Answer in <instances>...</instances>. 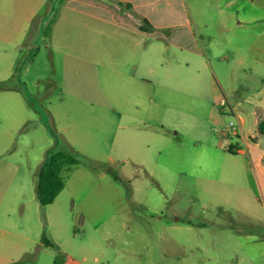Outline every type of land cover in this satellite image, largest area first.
I'll return each mask as SVG.
<instances>
[{
	"label": "rangeland",
	"instance_id": "1",
	"mask_svg": "<svg viewBox=\"0 0 264 264\" xmlns=\"http://www.w3.org/2000/svg\"><path fill=\"white\" fill-rule=\"evenodd\" d=\"M37 1L0 0V264H264V241L237 235L264 230L241 139L264 149V114L243 128L233 114L235 96L263 85L264 0H173L156 15L178 25L137 36L138 52L180 70L148 144L126 130L147 117L135 79L108 71L127 52L123 31H84L67 0H43L25 25ZM66 53L96 62L93 92L71 90ZM72 149L78 163L42 206L46 157Z\"/></svg>",
	"mask_w": 264,
	"mask_h": 264
},
{
	"label": "crops",
	"instance_id": "2",
	"mask_svg": "<svg viewBox=\"0 0 264 264\" xmlns=\"http://www.w3.org/2000/svg\"><path fill=\"white\" fill-rule=\"evenodd\" d=\"M42 2L43 0H38L35 6L27 11L24 17L25 25L31 23ZM172 3L173 0H67L66 2L69 22L81 25L84 31H92L94 27L98 26L106 27L108 24L114 25V27H118L123 31L121 37L117 39L123 40L127 52L119 55L115 65L109 66L108 71L110 73L116 72L120 76H131L135 79L140 96L136 98L134 105L138 108H145L147 117L135 119L132 128H126V130L135 131V134H138L140 138L139 141L145 144H148L147 138L153 139V136L149 134L154 132L155 122L161 121V116L171 107L173 78L178 77L180 70H173L171 65L164 66V62L160 59L156 60L154 55L138 52V46H146L147 40L137 38V36L148 35L152 39L164 38L159 34L160 30L178 25L177 22L174 24L168 22L169 20L167 21L164 16L159 17L156 15L157 12L168 13L172 10ZM239 25L247 26L241 21H239ZM20 34L22 35V33ZM84 43V45L87 44L85 47L86 52L92 44V38L87 39V41L84 40ZM147 47L150 48V46ZM148 48H145V51ZM66 54L64 70L67 78H65L69 80L71 90L75 93L86 89L89 93L93 92L91 74L98 71L96 62L86 56ZM257 62L262 63V60L256 59L255 65ZM249 70L251 72V68ZM260 79L263 85L259 88L246 91L243 96H235L233 114L242 128L246 123L255 121L257 114L259 116L262 113L264 114V79ZM256 132L258 131L256 130ZM246 136L249 137V133ZM260 136H264V134H260ZM241 139L249 150L248 154L255 178L259 186L264 187V149L259 151L256 148L260 145V138L257 142H248L245 135H243ZM237 152L246 153L245 148H239ZM261 196L262 206L264 207V193ZM243 232L244 230H238L237 235L246 239L264 241V230L255 234Z\"/></svg>",
	"mask_w": 264,
	"mask_h": 264
},
{
	"label": "trees",
	"instance_id": "3",
	"mask_svg": "<svg viewBox=\"0 0 264 264\" xmlns=\"http://www.w3.org/2000/svg\"><path fill=\"white\" fill-rule=\"evenodd\" d=\"M35 19L36 16L33 21ZM145 22L149 24L147 20ZM256 130L264 134V120L257 123ZM227 150L232 153L236 152L230 147ZM77 163L78 158L74 149L72 151L55 150L46 157L38 174L36 185L37 199L42 206H46L55 200L56 196L64 187L63 171L70 170ZM12 264H20V262H14Z\"/></svg>",
	"mask_w": 264,
	"mask_h": 264
},
{
	"label": "built area",
	"instance_id": "4",
	"mask_svg": "<svg viewBox=\"0 0 264 264\" xmlns=\"http://www.w3.org/2000/svg\"><path fill=\"white\" fill-rule=\"evenodd\" d=\"M231 124L233 125L234 123H233V122H231Z\"/></svg>",
	"mask_w": 264,
	"mask_h": 264
}]
</instances>
